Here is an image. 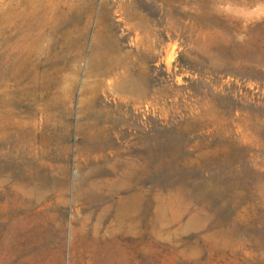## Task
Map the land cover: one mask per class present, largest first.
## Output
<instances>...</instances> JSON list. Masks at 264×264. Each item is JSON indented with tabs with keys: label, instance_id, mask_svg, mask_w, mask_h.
I'll list each match as a JSON object with an SVG mask.
<instances>
[{
	"label": "rangeland",
	"instance_id": "1",
	"mask_svg": "<svg viewBox=\"0 0 264 264\" xmlns=\"http://www.w3.org/2000/svg\"><path fill=\"white\" fill-rule=\"evenodd\" d=\"M8 107L0 264H264V0H0Z\"/></svg>",
	"mask_w": 264,
	"mask_h": 264
},
{
	"label": "bare ground",
	"instance_id": "2",
	"mask_svg": "<svg viewBox=\"0 0 264 264\" xmlns=\"http://www.w3.org/2000/svg\"><path fill=\"white\" fill-rule=\"evenodd\" d=\"M13 111L14 110L10 109L9 107L4 112L0 109V144L3 143L5 148L8 147L9 150L7 153L13 151L16 152V154L12 155L8 159V162L5 164V166L0 165V185H9L15 177H19L22 180V182L19 183L20 188L25 194L29 196H38L44 192L55 190L56 188H54V182L46 181V174H42L40 165H38L34 160L26 163V175L17 173V170L20 167L14 165V160L15 158H18V155L21 154L22 156L25 151L26 154H28V150H26L28 149V145L21 146V143L19 142L20 128L18 127L21 125L15 118ZM35 138H29L28 142L31 141L30 146H33L34 142H36ZM31 156L36 157L37 155L34 152L31 154ZM23 176H26V178H24L25 180L22 178ZM93 186L94 184H90V188H93Z\"/></svg>",
	"mask_w": 264,
	"mask_h": 264
}]
</instances>
